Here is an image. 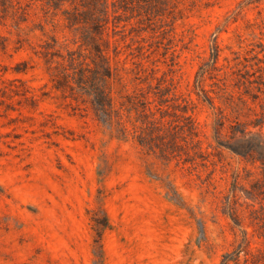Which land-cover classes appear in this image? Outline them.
<instances>
[{"label": "rangeland", "instance_id": "1", "mask_svg": "<svg viewBox=\"0 0 264 264\" xmlns=\"http://www.w3.org/2000/svg\"><path fill=\"white\" fill-rule=\"evenodd\" d=\"M243 124L264 0H0V264H264Z\"/></svg>", "mask_w": 264, "mask_h": 264}, {"label": "trees", "instance_id": "2", "mask_svg": "<svg viewBox=\"0 0 264 264\" xmlns=\"http://www.w3.org/2000/svg\"><path fill=\"white\" fill-rule=\"evenodd\" d=\"M216 60H217V58H216ZM259 125H261V124H259ZM238 128H239V132L241 133V137H240L239 141L236 142V145H235L236 150L238 152H240L241 154H243L244 156H249V157L254 158V155H253L254 151H249L247 153H244L245 152L244 150L246 149V146L244 145V143L251 142L253 140V137H257L258 138L257 142H259L260 145H263L264 144L263 135L256 134L255 136H251L250 132H247V126L244 124L239 125Z\"/></svg>", "mask_w": 264, "mask_h": 264}]
</instances>
